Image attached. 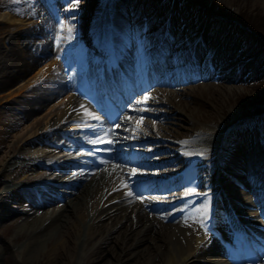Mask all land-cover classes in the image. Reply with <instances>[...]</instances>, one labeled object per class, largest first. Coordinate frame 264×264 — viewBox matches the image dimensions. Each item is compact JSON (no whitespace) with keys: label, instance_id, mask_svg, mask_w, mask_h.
<instances>
[{"label":"rangeland","instance_id":"rangeland-1","mask_svg":"<svg viewBox=\"0 0 264 264\" xmlns=\"http://www.w3.org/2000/svg\"><path fill=\"white\" fill-rule=\"evenodd\" d=\"M119 1L123 3V6L126 4L125 7L127 8L125 15L116 8L118 12H121L119 19H121L122 23L126 22L125 24L129 27L130 33H132L130 36L133 37L135 44H139L133 53L132 49L127 44L112 37V41L115 43L118 52L116 53L111 46H107L106 55L103 54V57H99L101 58L99 66L95 62L92 66L93 68L88 67L87 71L91 69L92 71L90 73L93 72L90 79L100 75L99 73L103 66L101 62L105 63L107 61L109 62V68L113 73L114 80L120 79L114 84L115 88H119L126 84L130 85L134 81V78L137 76L136 73L138 72L135 66V64H138V60H146L147 64L151 61L156 62L155 58H151L155 53L156 57L162 58L165 61V64H162L163 66L160 67L159 72H157L154 79H152L154 81L148 83L145 88L146 90L139 96V98H143L146 94H150L152 91L159 89L161 92L159 91L155 98L160 102L137 105L136 108L144 112L131 115V117L134 118V125L128 126L129 132L124 136L126 139H124V141L126 142L124 146H120L117 149L123 158L133 157L135 153H133L132 150H136V148L143 150L134 151L138 153L137 157L130 160V162L124 166L125 173L128 176V186L131 188L139 187V190L135 192L136 195L134 196L137 198L138 195L140 197L139 200H142L147 205V211L162 224L172 225L173 222L177 223V221H179L178 223L181 229L186 233L203 230L202 223L207 216L201 212L200 206L203 201H206L210 196L209 192L205 190L202 191L201 187L192 186L194 174L191 172L188 159L185 158V160H182V157H180V164L173 167L164 164L167 161L174 160L176 155L178 156L179 149L177 145H174V142L179 141L181 138L185 140L193 139L196 134V128L200 127L204 122L214 124L219 131V135L215 136L217 140L215 143L219 144L218 152L214 160L217 170H222L220 174L224 173L226 167L224 165H226L225 160L227 157L233 153L232 151H234V149H236V154L238 146L240 149L242 148L243 154L237 153V161L241 169H227L228 173L226 174H228V176L224 175L223 177L227 179L226 185L229 183L232 188H235L234 190L243 193V197L239 198L254 202V197L252 196L257 193L255 189L251 193L246 186L248 183L247 178H251L249 176L253 170L259 172V170L264 169V0H91V2L90 0H80L78 6L74 8L81 13L83 12L82 6L88 4L86 7L88 6L92 10L90 9L87 15V24L85 25L87 32L90 29H94L93 33H95L97 28L100 27L103 29V34L109 36V33H112L108 26V24H110V16L113 13L112 9L114 4ZM34 5H37V7H34ZM68 8L69 0H0V13H6L12 19L28 24L21 26L23 30L19 33L21 34L20 37H16L15 35H10L9 37L6 35L7 33H1L2 26L0 25V47H3L4 43L14 40L13 42L17 46L18 53L27 56L26 61L28 60V49H32V53L36 54V56L39 55L36 51V45L32 48L33 43L31 40L37 43L42 38V35L35 32L31 27L36 25L41 19L53 27V36L50 37V39L49 34L46 40L47 42L45 41V46H48L47 51H49L50 48L51 54L43 60L40 65L33 68L21 82L12 86V90L16 91L17 88L30 84V86L23 88V94H27L28 90L33 89V93L36 92L45 96L47 94L45 92L46 90L47 92H51L53 89L52 92L61 93V101L69 96L68 90L63 92L62 89L63 86L69 89L74 83L73 67L75 63H78V58H75V56L84 52V50L87 51L84 52V57L88 56L92 48L87 39V42L84 43L85 34L82 33L83 30L81 28H78V31H80V34L78 32L77 35L78 41L73 43L76 37H74L70 21L76 18V16H71L68 12ZM61 21L63 22L62 27ZM82 22L83 21H80V23ZM69 28H71V31H69ZM213 32H216V38L212 40L211 44H205L204 48L199 49L202 45L201 40L203 36L210 35ZM89 33L90 32L86 33V35H89ZM33 36L38 37L32 39ZM23 37L24 39L22 40ZM94 40H96V38H94ZM224 40L228 41L229 46L222 45L220 51L223 52L225 56L228 55L227 64H231L227 67V72L225 71L224 73L226 75V82L222 81V76H220L221 72L218 67H216L213 72L208 69L216 45L218 46V44ZM60 44H64L68 51H64L58 55L61 64L59 60H56L58 64H60V71H57L58 75L55 79H53V77H49V79H53V82L54 80H61L63 84L61 81H58L56 84H52L54 86L51 85L53 88L51 86H48V88L44 90L40 88L39 92V88H33V80L37 79L38 81H36V83L42 81L43 74L41 75L40 71H43L47 65L53 63L55 60V48L57 46H62ZM19 47L22 50H20ZM231 48H233L232 56L230 55ZM127 53L130 58L126 57ZM93 55L96 57V52L93 53ZM136 59L138 60L136 61ZM198 67L201 70H198ZM102 78L104 79L103 74ZM129 79L130 81H128ZM146 81H149V79ZM166 81H168V83H166ZM89 85L92 84L90 83ZM94 88V85H92L90 87L91 90L87 89V93L98 103V110H92L90 113L93 115H86L82 121L94 116L98 117L99 111L101 116L105 119L104 121L107 122L108 119L104 115L106 114L104 110H108V107L104 102L108 100L111 105L112 100L104 96H102V98L101 95L96 92V88ZM4 95V93L0 94V104L4 103L2 99ZM166 96L169 98L167 99L168 105L159 104L162 103V100L166 98ZM15 100L22 105L20 98L15 97ZM148 101L150 100L148 99L147 102ZM51 110L52 108L45 109L42 111L43 113L40 112L39 115H48L47 118L56 117L57 111L53 110L51 112ZM176 110L182 113H175L174 111ZM236 113L241 114V116L237 120H233ZM226 118L230 119L227 120ZM104 121L103 123L106 124ZM152 124L158 125V128L166 131L164 135L169 139V142L152 140V138H154V132L150 129V125ZM137 125H141L147 129L145 135L135 131ZM222 130L224 132L221 136L220 131ZM55 133H57L59 137L61 136L59 132L55 131ZM240 133L241 138L239 137ZM175 134H177V136H175ZM60 139L59 141H65L62 137H60ZM129 140H145V142L143 141L141 142L142 144L135 145L129 143ZM66 143L72 144L67 140ZM254 146H259V149L262 150L259 152L261 155L258 154V157H255L252 161L254 163L247 162L246 164L243 160L244 153L250 150V152H253ZM85 149L86 151L88 150V148ZM96 149L98 150V147ZM158 161L162 163V166L159 168L154 167V163ZM23 162L32 163L26 160H22L20 163ZM200 164L199 165L203 168L202 171L207 175L208 169L203 167L207 163L203 161ZM247 166H250V168H247ZM134 168L137 169V174L135 176L131 175L132 169ZM231 171H234V174L231 173ZM26 173L27 172H22V174ZM259 174L263 177L262 179L260 178L261 184L264 182V172L262 171ZM140 181L141 184H138ZM167 181H170L168 183L169 186L173 183L171 190L167 188L165 192L161 190L155 191L156 188L166 185ZM35 182L37 181H33V179L22 181V177L18 174L12 182L6 185L10 186V190L17 188L16 190L20 191L21 195L15 194V198L12 199L3 197V206L9 209L17 208L19 204H17L16 200H20L24 203L26 202L25 204H27L22 194H26L27 191L34 187ZM251 188H253V185ZM189 189H194L195 191L192 194L186 195L185 193ZM38 193H40V191H38ZM235 193L236 192L232 191L224 196L219 193V198L217 197L215 200V204L219 206L216 211L220 212L221 226L222 228L225 227L224 234L221 230H219L218 233L223 234V238H220L218 235H215L213 238L220 241L221 243L217 244L221 245L218 246L223 247L225 251L232 256H237L239 254V256L236 257L237 259H233L234 264H238L236 262L237 260H240V262L243 261L244 264H255V261L257 263L258 261L263 263L264 235H262L261 232L264 234V226L260 227V225L264 224V217H262L263 219L260 218L258 210L255 209H259L262 204L260 203L261 205L256 206H254L255 204L247 206L242 205V202L236 199L237 196H235ZM261 193H263L261 202H264V192H260V194ZM236 195L238 194L236 193ZM232 198H234V200ZM33 200L38 201V198L34 197ZM231 204H234L233 206H238L240 213H242L241 210L243 212L248 211V213H253L252 218H250L248 222L254 223V225L251 226L256 229V231H259L258 236H261L260 239L259 237L251 235L249 230L246 232L245 228L242 234L244 233L245 240L246 236L250 235L254 237H251L252 240L250 243L256 245V249L255 247L250 248L251 244L247 243L248 247H246V251L245 249L239 252L234 250L235 243H238V241H240L239 239L242 238L237 236L234 229L231 230V225L234 224L235 226V222L231 220L233 216ZM97 205L98 201L94 200V202L89 204L86 208L80 207L81 209L79 212L71 217L73 225L80 228L82 231V229H84L83 223L85 224L83 218L88 222L87 220L93 217L91 214L95 213ZM158 207H160V209ZM226 215L228 216L226 217ZM1 216L2 212H0V217ZM246 217L248 216L246 215ZM225 221H230V223L226 224ZM16 231H22L19 225L11 226L8 221H0V243L3 242L5 246H9L7 250L0 251V264H72L73 259L76 258L78 247L67 250L64 245V240L66 241L67 236L65 233H62L52 237L48 247L42 248L33 258L24 259L19 256V247L22 244L23 238L20 236L16 237ZM234 231L235 234H233ZM228 232L231 233L229 234ZM227 233L228 235H226ZM68 236L69 239L71 237L72 241L75 240L72 236ZM62 242V246L60 244L58 245V243ZM119 244V236H114L107 245H97L98 248L101 249L100 252L103 251L102 258L96 260V257L93 255L94 253L89 252L86 257L87 259L85 258V264L113 263V258H111L112 256L110 257V250ZM4 245L2 248L5 249ZM229 246L230 248H228ZM103 255H105V257ZM130 261V264H145L144 261L137 263V259L135 258Z\"/></svg>","mask_w":264,"mask_h":264},{"label":"bare ground","instance_id":"bare-ground-1","mask_svg":"<svg viewBox=\"0 0 264 264\" xmlns=\"http://www.w3.org/2000/svg\"><path fill=\"white\" fill-rule=\"evenodd\" d=\"M122 4L121 1L114 4L112 9L113 13L110 16V24H108L110 32H112L111 34L108 32L109 36L103 34V29L100 27L97 28L95 33H93L94 29L88 30L90 33L86 35L88 32L85 25L87 24L88 12H90L91 9L88 6L86 7L88 4L82 6L83 12L81 13L75 8L74 10H69L68 8V12L71 16H76V18L70 21L74 37H76L73 43L78 41V32L80 34L78 28H81L83 30L82 33L85 34L84 43L88 40L91 44V46H89L92 49H90L91 53L88 56L84 57V52H87L86 50H84V52L80 51L81 57L80 54L75 56V58H78V63H73L74 83L69 89L61 85L63 86V92L68 90L69 93V96L65 100H60V92H52V86H54L52 84L61 81L54 80L53 82L52 80L57 77V71L61 64L58 55L64 51H68L64 44H60L62 46H57L55 48V60L53 63L47 65L43 71H40V74H43L42 81L36 83L38 80H33V88L37 87L39 91L40 88L44 90L52 85L51 92H47L46 90L45 92L47 94L43 96L40 93H33L32 89L28 90L27 94H23V88L30 86V84L24 87L21 86V88H17L16 91L12 90V86L21 82L33 68L40 65L42 61L51 54L50 48L49 51H47L48 46H45V41L49 34V38L53 36V27L46 21L41 19V21H38L36 25L31 27L35 32L42 35V38L37 43L31 40L33 43L32 48L36 45V51L39 53L38 56L32 53V49H28V60L26 61L27 56L18 53L17 46L13 42L14 40L4 43L3 47H0V94H5L3 98L1 97L4 103L0 104V212H2L0 221H8L9 225H19L20 229H22L21 232L16 231V237L20 236L23 238L22 244L19 247V256L24 259L33 258L42 248L48 247L52 237L65 233L67 236L66 241L64 240L65 248L70 250L71 248L78 247L76 258L73 259L72 264H85V258L89 252L94 253L93 255L96 257V260L102 258L103 251L100 252L101 249H99L97 245H107L114 236H119L120 244L114 246V248L110 250V257L112 256L111 258H113V263L110 264H130L129 261L133 258L137 259V263L144 261L145 264H234L231 256L224 251L225 249L223 250L219 247L221 244H217L215 239L207 234L211 226L210 219L213 209L218 210L217 206L214 207V194L211 195V198L208 197L206 201H203L200 206L201 212L206 214L207 217L209 216L208 220L203 225V230H198L197 232L194 230L195 232L192 231L193 233H186L183 231L178 223L179 221H177V223L173 222L172 225L162 224L147 211L148 207L142 200L137 199L134 195H127L128 192H137L139 187L131 188L128 186V176L125 173L124 166L128 164L130 160L137 157L138 153L134 151L143 150L136 148V150H132V152L135 153L133 157L123 158L117 149L120 146H124L126 142L124 141V136L129 132L128 126L134 125V118L131 117V115L144 112L136 107L145 102L136 103V101L143 99L139 98V96L146 90V85L150 82H144L139 85V82L136 80L131 83V88L127 84V86L124 85L119 87L118 89L121 92H119L118 96L121 97V101L116 103V111L111 112L109 116L107 115V122L104 121L105 119L101 116L99 111V119L88 117L89 119L82 121V119L88 115L87 113L92 111L94 105L92 99H88L84 91L86 87L84 83V80H86L85 78L87 75L93 74V72L87 73V66L89 65V68H93L92 66L95 62L99 66L101 60L99 57H103V54L106 55L107 46H111L116 53L118 52L115 43L112 41V37L127 44L132 49L133 53L139 44H135L133 37L130 36L132 33H130L129 27L125 24L126 22L122 23L121 19H119L121 12L124 13V15L127 12V8L125 7L126 4L124 6ZM34 7H37V5H34ZM116 8L121 12H118ZM80 21L83 22L80 23ZM0 25L2 26L1 33H7L6 35L9 37L10 35L20 37L21 34L19 33L23 30L21 26L28 24L14 20L6 13H0ZM215 34L216 32H213L210 35L203 36L201 40L202 45L199 49L204 48L205 44H211L212 40L216 38ZM36 37L33 36L32 39ZM94 38H96V40H94ZM23 39L24 37L22 40ZM222 45L229 46V43L224 40L218 44V46L216 45L208 69L213 72L214 69L218 67L221 72L220 76H222V81L226 82V75L224 73L231 64H227L228 55L225 56V54L220 51ZM19 49L22 50L20 47ZM230 51V55L232 56L233 48H231ZM95 52L97 54L96 57L93 55ZM128 53L126 57H129ZM133 53L132 55L134 56ZM120 54L119 57L121 58ZM151 58H155L156 62L151 61L147 64L144 60L136 59V61L138 60V64H135L138 71L136 73L138 74L137 78L142 77V75L148 77L155 72L157 67L165 64L164 59L156 57L155 53ZM56 59L59 60L60 64H58ZM108 63L107 61L105 63L101 62L103 66L99 74L100 76L103 74V80L107 86L106 90L111 94H116L117 88L114 87V84L120 79L114 80L113 73ZM49 77H53V79L50 80ZM128 81H130V79ZM166 83H168V81H166ZM97 85L100 87V82ZM89 86L91 87L92 85ZM159 91L161 92V90L157 89L150 94H146L150 100L146 103L154 104L160 102L155 98ZM15 97L21 99L22 105L16 102ZM167 99L169 98L166 96V98L162 100V103L159 104L168 105ZM98 106L97 104V107ZM48 108H52L51 112L53 110L57 111L56 117L47 118L48 115H39L40 112ZM174 112L182 113L179 110ZM240 116L241 114L236 113L233 120H237ZM129 117L132 119H128ZM226 119L228 120L230 118ZM103 121L106 124H104ZM117 124L120 125L119 128L116 127ZM150 129L154 132V138H152V140L169 142V139L164 135L166 131L158 128V125L152 124L150 125ZM55 131L59 132L61 135L60 137L64 138L65 141H59L61 139ZM135 131L145 135L147 129L141 125H137ZM223 132V130L220 131L221 136ZM195 133L193 139L185 140L181 138L179 141L174 142V145H177L179 149L178 156L176 155L174 160L167 161L164 165L173 167L180 164V157H182V160L186 158L189 160V167L194 174L192 186L201 187L202 191L205 190L211 193H217L219 189L223 196L233 191L238 194L236 195L235 193V196H237L236 199H239L242 205L247 206L255 204L254 206H256L260 203L263 205L264 202H261L263 193L260 194V192H264V182L260 184V178L262 179L263 177H261L259 173L262 171L264 172V169L259 170V172L253 170L249 176L251 178H247L248 183L246 182V188L251 193L255 189L257 193L252 196L254 197V202L239 198L243 197V193L234 190L235 188H232L229 183L225 185L224 182L226 183L227 181H221L215 170L216 167L214 166L213 160L215 159L219 147V144L215 143L217 142L215 136L219 135L217 127L214 124L204 122L200 127L196 128ZM239 135L241 138V133ZM175 136H177V134H175ZM66 140L72 144H67ZM95 140L105 142L92 143V141ZM106 141H112V143H107ZM143 141L145 142V140ZM143 141L129 140L128 142L136 145L142 144L141 142ZM97 147L98 150L96 149ZM85 148H88V150L86 151ZM260 150L259 146H254L253 152H250L251 150L245 152L243 158L244 162L246 164L247 162H252L255 157H258L257 155L260 154ZM242 151V148L240 149L238 146L237 153H241L242 155ZM232 152L233 153L227 158L224 171L226 173H228L227 169H241L237 161L238 154H235L236 149ZM22 160L32 163H20ZM203 161L207 163L203 166L205 169H208L207 175H205L204 171H202V166H200V163ZM161 164L162 163L158 161L155 162L153 166L159 168L162 166ZM247 168H250V166H247ZM22 172L27 173L22 174ZM231 173L234 174V171H231ZM18 174L22 177V181L33 179V181L35 180L37 182H35L34 187L27 191L26 194H22L27 204H25L26 202L24 203L20 200H16L19 206L9 209L3 206L2 199L3 197L12 199L15 198L17 194L21 195V192L16 190L17 188L10 190V186L6 185L12 182ZM169 182L170 181H167L166 185L163 187L156 188L155 191L161 190L165 192L167 188L171 190L173 183L169 186ZM125 183L127 187H124ZM138 184H141V181ZM252 185L253 188H251ZM38 191H40V193H38ZM34 197H37L38 201H34ZM232 199L234 200V198ZM94 200L98 201L95 213L91 214L93 216L92 218L86 219L88 222L83 218L86 225L82 222L84 229L81 231L80 228L73 225L71 217L79 212L81 209L80 207L86 208L89 204H92ZM233 205L232 212L234 219H237L235 222L237 226L240 229L244 227L246 232L249 230L251 235L257 236L259 232L251 226L254 225V223L248 222V220L252 218L253 213H248V211L243 212L242 210V213H240L239 207ZM260 207L259 209L254 208L258 210L260 216L264 217V207ZM158 208L160 209V207ZM246 215L248 217H246ZM227 216L228 215H226V217ZM214 226L224 234L225 226L223 228L221 226L220 212L218 211L214 213ZM260 226H264V224ZM211 231L218 234L217 230L212 227ZM228 233L226 235H228ZM223 234H219V236L223 238ZM68 235L72 236L75 240L72 241L71 237L69 239ZM2 243H0V251L7 250L9 246L7 247ZM59 244L62 246L63 242L58 243V245ZM3 245L5 249L2 248ZM228 248H230V246ZM103 256L105 257V255ZM236 257L235 259H237ZM236 262L238 264H244V262H240V260ZM255 264H264V262L261 263L258 261L257 263L255 261Z\"/></svg>","mask_w":264,"mask_h":264},{"label":"snow or ice","instance_id":"snow-or-ice-1","mask_svg":"<svg viewBox=\"0 0 264 264\" xmlns=\"http://www.w3.org/2000/svg\"><path fill=\"white\" fill-rule=\"evenodd\" d=\"M80 0H69V10H74V7L75 6H78ZM61 27L63 26V22L61 21ZM69 31H71V28H69ZM149 99V97L147 95H145L143 97L142 100H137L136 103H141V102H147V100ZM88 115H93L92 113H87ZM93 118H96V119H99V117H93ZM128 119H132L131 117H129ZM142 119V118H141ZM117 128L120 127V125H116ZM98 142H105V141H100V140H95V141H92V143H98ZM107 143H112V141H106ZM137 174V169H132V172H131V175L135 176ZM124 187H127V184L125 183L124 184ZM194 189H189L185 194L188 195V194H192L194 193ZM127 195L129 196H132V195H136V193L134 192H128ZM137 198L139 199L140 197L137 195Z\"/></svg>","mask_w":264,"mask_h":264}]
</instances>
